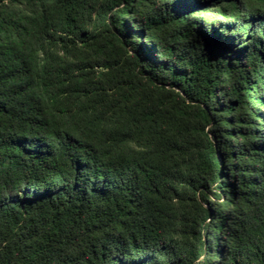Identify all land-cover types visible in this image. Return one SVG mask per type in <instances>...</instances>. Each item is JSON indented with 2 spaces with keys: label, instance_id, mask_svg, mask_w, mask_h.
<instances>
[{
  "label": "trees",
  "instance_id": "1",
  "mask_svg": "<svg viewBox=\"0 0 264 264\" xmlns=\"http://www.w3.org/2000/svg\"><path fill=\"white\" fill-rule=\"evenodd\" d=\"M0 264H264V0H0Z\"/></svg>",
  "mask_w": 264,
  "mask_h": 264
}]
</instances>
